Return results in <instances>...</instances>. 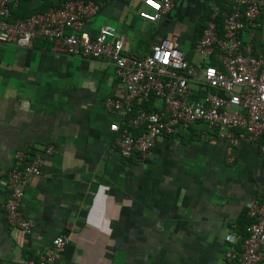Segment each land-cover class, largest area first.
<instances>
[{"label": "crops", "instance_id": "obj_1", "mask_svg": "<svg viewBox=\"0 0 264 264\" xmlns=\"http://www.w3.org/2000/svg\"><path fill=\"white\" fill-rule=\"evenodd\" d=\"M61 1L30 0L24 9ZM205 1L176 0L147 21L137 14L142 0H97L100 8L84 29L93 36L103 24L114 27L123 52L135 57L173 37L196 62L191 47ZM262 32L264 19L250 40L264 56ZM122 93L104 59L71 55L42 39L0 44V172L16 150L52 147L40 174L22 183L20 209L31 221L25 236L5 223L0 174V264H25L56 236L66 243L52 264H217L225 249L236 247L246 201L264 194L257 142L239 141L228 160L226 140L194 122L158 138L145 161L124 159L110 144L113 116L103 106Z\"/></svg>", "mask_w": 264, "mask_h": 264}, {"label": "built area", "instance_id": "obj_2", "mask_svg": "<svg viewBox=\"0 0 264 264\" xmlns=\"http://www.w3.org/2000/svg\"><path fill=\"white\" fill-rule=\"evenodd\" d=\"M176 0H142L138 17L155 21ZM18 0H0V44L27 46L42 39L66 53L108 61L123 87L120 97H106L103 106L113 118L108 122L110 144L123 158L132 155L145 161L158 138L177 135L194 122L226 140V155L239 141L258 142L264 157V56L253 54L252 32L264 19V0H206L207 16L194 40L198 61L190 62L172 38H163L149 53L135 57L123 52L122 37L103 24L95 35L84 29L100 8L94 0H63L44 11L10 19ZM221 2V3H219ZM231 6L230 9H227ZM219 21V22H218ZM264 43V32L261 34ZM256 55V56H255ZM151 99L161 107L147 109ZM133 131L134 133H132ZM51 146L25 155L16 150L2 170L6 225L20 236L30 232L31 221L20 209L22 183L38 176ZM246 236L238 247L222 252L217 264H258L264 247V194L246 201ZM66 239L56 236L36 259L25 264H52Z\"/></svg>", "mask_w": 264, "mask_h": 264}, {"label": "trees", "instance_id": "obj_3", "mask_svg": "<svg viewBox=\"0 0 264 264\" xmlns=\"http://www.w3.org/2000/svg\"><path fill=\"white\" fill-rule=\"evenodd\" d=\"M29 1L30 0H18V2H17V4L14 6V7H12L11 8V10H10V19L11 18H15V17H20V18H23V17H26V16H28V15H30V14H32V13H34V12H40V11H44V10H46L47 8H48V5H46L45 4V6H43V7H41V8H38V9H32V8H26V9H24V6L25 5H27L28 4V6H29ZM63 1V0H62ZM94 1H97V0H94ZM219 3H221V2H219ZM58 5V4H57ZM54 6H56V5H54ZM231 8V6H229L227 9H230ZM206 16H207V7H205V9H204V14H203V16H202V24H199L197 27H198V29H197V34L195 35V39L197 38V36L199 35V32H200V29L202 28V25H203V22H204V20H205V18H206ZM219 22V21H218ZM194 42V41H193ZM259 45H260V47L262 46L263 48H262V50L261 51H263V54H264V45L262 44V43H258ZM192 45H193V43H192ZM254 45V44H253ZM258 52H257V49H253V54H257ZM256 56V55H255ZM186 58V57H185ZM187 59V58H186ZM142 105L145 107V108H147V109H153L152 107H151V99L150 100H148V101H146V102H143L142 103ZM132 133H134L133 131H131ZM259 142V141H258ZM258 142L256 143L257 145H258ZM23 153L25 154V155H29L30 153H28V152H25V151H23ZM132 156H136V155H132ZM132 156H130V157H132ZM130 157H128V158H130ZM123 158V157H122ZM128 158H124V159H128ZM245 210L246 209H244L243 211H242V213H241V215H240V218L238 219V221H237V224H238V227L240 228V234H239V237H238V243H237V245H236V247H238L239 246V244L241 243V240L246 236V231H245V227H246V225H247V223H248V219H247V217H246V215H245ZM27 259H36V257H28Z\"/></svg>", "mask_w": 264, "mask_h": 264}, {"label": "rangeland", "instance_id": "obj_4", "mask_svg": "<svg viewBox=\"0 0 264 264\" xmlns=\"http://www.w3.org/2000/svg\"><path fill=\"white\" fill-rule=\"evenodd\" d=\"M195 55V57H197V55L195 53H193Z\"/></svg>", "mask_w": 264, "mask_h": 264}]
</instances>
